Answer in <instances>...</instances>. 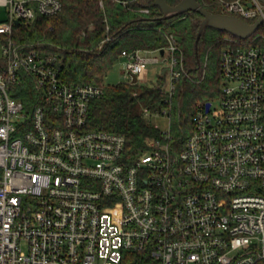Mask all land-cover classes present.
Returning a JSON list of instances; mask_svg holds the SVG:
<instances>
[{"label": "built area", "instance_id": "2783aa9c", "mask_svg": "<svg viewBox=\"0 0 264 264\" xmlns=\"http://www.w3.org/2000/svg\"><path fill=\"white\" fill-rule=\"evenodd\" d=\"M217 4L248 23L264 15V0ZM0 7V264H124L128 251L146 264H264V20L225 38L219 103L198 105L183 147L167 130L132 155L122 134L85 128L103 85L64 82L54 56L13 38L16 21L52 16L60 0ZM119 59L126 82L164 64L168 98L187 75L172 33ZM23 88L26 104L13 96Z\"/></svg>", "mask_w": 264, "mask_h": 264}, {"label": "trees", "instance_id": "16d2710c", "mask_svg": "<svg viewBox=\"0 0 264 264\" xmlns=\"http://www.w3.org/2000/svg\"><path fill=\"white\" fill-rule=\"evenodd\" d=\"M120 1L124 5L113 0H102V6L99 0H60L61 9L56 14H36L31 20L20 21L12 35L17 42L54 56L60 78L75 86L102 85L103 77L122 51L163 47L165 34H174L187 75L179 78L172 95L168 98L163 91L167 67L150 85L120 82L103 86V94L89 102L85 128L122 134L126 152L132 155L144 151L150 140L165 141L167 130L168 142L181 149L192 131L198 105L210 102L218 93L219 56L228 44L225 38L231 35L207 27L196 41L201 20L198 13L189 11L162 20L154 0ZM165 1L175 5L180 0ZM196 1L212 13L218 10V0ZM143 8L148 12H142ZM260 31H264L262 26L257 32ZM29 92V88H23L13 96L26 104ZM164 108L170 127L160 130L152 118L160 116ZM146 262L144 253L125 254L124 264Z\"/></svg>", "mask_w": 264, "mask_h": 264}, {"label": "water", "instance_id": "95a60500", "mask_svg": "<svg viewBox=\"0 0 264 264\" xmlns=\"http://www.w3.org/2000/svg\"><path fill=\"white\" fill-rule=\"evenodd\" d=\"M154 5L158 7L161 13L160 19L162 20L169 19L189 11L198 13L201 16V20L196 33V41L204 33V30L207 27L225 32L239 39H245L254 33L264 20L263 15L258 17L254 22L248 23L237 16L222 13L219 9L215 13H212L202 8L196 0H180L175 5H169L165 0H154ZM250 5V3H247V6ZM15 23L17 24L18 22L16 21ZM131 82H137L134 75L131 76ZM209 105L210 102L205 103L206 110H208Z\"/></svg>", "mask_w": 264, "mask_h": 264}, {"label": "rangeland", "instance_id": "374dc122", "mask_svg": "<svg viewBox=\"0 0 264 264\" xmlns=\"http://www.w3.org/2000/svg\"><path fill=\"white\" fill-rule=\"evenodd\" d=\"M5 14V8L0 7V18H2ZM264 25L262 26V28ZM227 35V34H225ZM166 67L164 64H156V65H148L145 77L143 81L138 82L139 84H146L150 85L155 82V79L158 74H160V71L162 68ZM129 80V77L124 73L122 68V59H118L113 66L106 72L105 76L102 79V85H114L117 83L126 82ZM167 84L164 86L166 87ZM203 98V97H202ZM218 99H219V86H218V93L210 99V102L212 103V109L215 108V106L218 105ZM152 121L160 130H166L169 126V120L167 117L162 116H154L152 118Z\"/></svg>", "mask_w": 264, "mask_h": 264}, {"label": "crops", "instance_id": "0c3cea01", "mask_svg": "<svg viewBox=\"0 0 264 264\" xmlns=\"http://www.w3.org/2000/svg\"><path fill=\"white\" fill-rule=\"evenodd\" d=\"M144 77H145V75H144Z\"/></svg>", "mask_w": 264, "mask_h": 264}]
</instances>
